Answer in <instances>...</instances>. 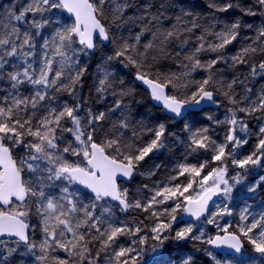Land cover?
I'll return each instance as SVG.
<instances>
[{"label":"snow or ice","instance_id":"1","mask_svg":"<svg viewBox=\"0 0 264 264\" xmlns=\"http://www.w3.org/2000/svg\"><path fill=\"white\" fill-rule=\"evenodd\" d=\"M201 256L264 264V0H0V264Z\"/></svg>","mask_w":264,"mask_h":264},{"label":"trees","instance_id":"2","mask_svg":"<svg viewBox=\"0 0 264 264\" xmlns=\"http://www.w3.org/2000/svg\"><path fill=\"white\" fill-rule=\"evenodd\" d=\"M192 2L202 5L204 3V0H197V1H192ZM255 23H259V20H256ZM200 264H204V258L202 256H201Z\"/></svg>","mask_w":264,"mask_h":264},{"label":"rangeland","instance_id":"3","mask_svg":"<svg viewBox=\"0 0 264 264\" xmlns=\"http://www.w3.org/2000/svg\"><path fill=\"white\" fill-rule=\"evenodd\" d=\"M151 259H152V258H151V257H149V260H150V261H151Z\"/></svg>","mask_w":264,"mask_h":264},{"label":"water","instance_id":"4","mask_svg":"<svg viewBox=\"0 0 264 264\" xmlns=\"http://www.w3.org/2000/svg\"><path fill=\"white\" fill-rule=\"evenodd\" d=\"M192 1H197V0H192Z\"/></svg>","mask_w":264,"mask_h":264}]
</instances>
